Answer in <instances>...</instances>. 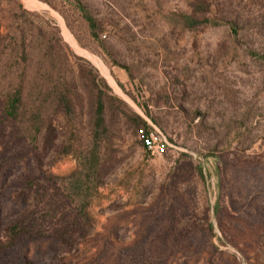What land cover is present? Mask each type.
<instances>
[{
  "label": "rangeland",
  "instance_id": "1",
  "mask_svg": "<svg viewBox=\"0 0 264 264\" xmlns=\"http://www.w3.org/2000/svg\"><path fill=\"white\" fill-rule=\"evenodd\" d=\"M193 1L20 0L35 38L31 62L22 65L9 37L0 41V264H15V254L27 264H115L111 259H122L121 253L130 264L141 261V238L165 236L210 247L191 261L189 250H175L167 259L160 254L167 250L152 243L145 251L159 254L143 260L264 264V0L226 3L209 16L220 17V24L191 28L184 18ZM80 5L102 22L100 42L109 55L93 39ZM11 6H0V21L3 34L13 37V21L6 20ZM63 26L74 44L66 41ZM55 27L73 55L69 77L79 88L78 118H56L49 100L47 125L58 119L62 151L72 152L40 161L24 137L25 125L6 117L3 101L13 82L26 76L27 65L34 88L69 56L46 48ZM40 31L46 40L38 38ZM92 68L113 100L100 145L105 185L89 199L91 225L84 226L72 214L71 183L86 174L92 150ZM122 110L151 119L169 142L167 152L148 153ZM246 211L257 213L251 225L241 222ZM23 230L32 236L58 231L69 236L68 244L11 258L13 234ZM104 242L118 253L106 256Z\"/></svg>",
  "mask_w": 264,
  "mask_h": 264
},
{
  "label": "trees",
  "instance_id": "2",
  "mask_svg": "<svg viewBox=\"0 0 264 264\" xmlns=\"http://www.w3.org/2000/svg\"><path fill=\"white\" fill-rule=\"evenodd\" d=\"M234 0H220L219 3L217 0H194L191 8V14H189L184 19V23L191 27L197 28L201 25L206 26L207 22L210 24L213 22H221L220 17L216 16L213 19L209 17L220 9L223 10L224 4L226 3H234ZM216 2V3H215ZM48 3V1H46ZM50 5V2L48 3ZM13 5V13L10 15L11 11L7 12V22L13 21V37L10 35V32L7 34H3L1 21H0V41L3 39L9 40L13 44V51L17 52V60L22 64L31 62V50L30 46L33 42L35 36L33 35V26L26 25V19L29 13L24 9L20 0H0V6ZM12 7V6H11ZM80 9L84 13V16L91 28V35L93 39L99 42L101 48L107 52L109 55L110 52L107 46L104 45L103 42H100V33L103 31L102 22L94 18L87 8L80 5ZM3 12V11H2ZM198 16L202 17L200 19ZM9 19V20H8ZM233 21H226V24L230 25ZM11 24V23H10ZM17 25L15 28L14 25ZM9 26L8 28H11ZM56 37L47 40V44L49 47H46L47 50H56L57 47L60 51H66L69 53V56L66 55L65 61H60L56 66V74H50L53 70H49L45 72L44 75L40 77V79L35 83V87L32 88L29 69L30 67L27 65V68H24V76L21 79H18L17 82H13V87L6 92L4 101H3V111L7 118L12 119L15 123L19 125H25L26 132L24 137L30 142L33 146L37 154V158L40 161H45L48 156H59L61 154H71V150L63 153L62 149L65 147L61 146L59 143V130L54 123L52 122L50 125H47L46 111L48 107L49 100L54 106V114L56 118H63L68 121L74 122L77 120V109L79 108V96H78V86L74 78L69 77V75L73 72V69H70V56L73 57L69 47L64 43L63 39L59 35V30L56 29ZM36 35V34H35ZM42 40H46V37L42 31H40V35L38 38ZM55 44V45H54ZM112 58V57H111ZM115 62V61H114ZM119 64V63H117ZM89 65V64H88ZM46 71V70H45ZM71 71V72H70ZM96 74L93 78H88V82H90L89 88L92 92L95 93V96L92 101V129H91V139H92V150L88 153V164H86L85 170L86 174L79 177H73L71 183V191L75 195V199H73V217L76 216L79 221L82 222V225L87 226L91 225V219L89 216V199L93 198V194H98L99 189L105 185L103 182V174H102V164H101V151L100 145L103 142V137L105 134L109 132L107 128V115L108 110L112 107V97L104 94L99 84H103L105 86V81L102 80L97 73V71L92 68L91 70ZM96 72V73H95ZM87 78V77H86ZM123 104V103H122ZM119 113L124 118L126 124L130 126V129L136 130V135L138 134V130L141 128H147L148 122L145 118L140 117L132 111L122 110ZM150 121L155 124L151 119ZM75 131V130H74ZM141 142V141H140ZM142 147H144L141 142ZM25 188V187H24ZM25 194V189L21 193V195ZM74 195H70L73 198ZM245 219L241 220L243 223H251L252 218L257 216V213L245 212ZM148 218H151L149 216ZM248 220V221H247ZM18 223L17 221H14ZM21 225V223H20ZM251 225V224H248ZM73 228H76L72 225ZM67 231V225H66ZM153 229H143V232H155ZM141 234H144V233ZM13 234V251L11 252V258L15 253H30L34 250L36 253H42L45 249L54 250L59 245L66 246L68 244L67 240L69 239L68 235H62L60 232H40L35 235L27 234L28 231H16ZM24 236V237H23ZM26 236V237H25ZM107 245L106 256L115 255L113 253H118L116 249L112 246L111 243L104 242ZM155 244L157 249H166V253H160L165 258H170V255L175 250L182 251L183 249L189 250L187 252V259L194 260L196 257V253L200 250L206 249L210 247L208 242L201 241H189L185 239H179L177 241L176 238L165 236L158 237L157 240H148L143 239L137 242V247H140L141 253V261L135 258L130 264H152L154 261L150 259L143 260V255H148L147 257H151L152 254L155 255L159 253H148L145 251L147 246L151 244ZM104 253V252H103ZM128 254V253H127ZM125 253H121L122 259H117L119 255H115L114 258L111 259L113 263H119L120 260H124V264H127ZM21 254H15L13 259H16L15 264H27L29 263V259L26 257L23 258V262L21 263L20 258ZM153 257V258H154ZM214 258V257H213ZM7 264V261L4 263ZM234 264H238L234 260Z\"/></svg>",
  "mask_w": 264,
  "mask_h": 264
},
{
  "label": "built area",
  "instance_id": "3",
  "mask_svg": "<svg viewBox=\"0 0 264 264\" xmlns=\"http://www.w3.org/2000/svg\"><path fill=\"white\" fill-rule=\"evenodd\" d=\"M146 120L148 127L139 129L138 137L148 153L162 156L167 152L169 142L165 135L150 120Z\"/></svg>",
  "mask_w": 264,
  "mask_h": 264
},
{
  "label": "bare ground",
  "instance_id": "4",
  "mask_svg": "<svg viewBox=\"0 0 264 264\" xmlns=\"http://www.w3.org/2000/svg\"><path fill=\"white\" fill-rule=\"evenodd\" d=\"M30 5L32 6L33 5V7H40V8H43L41 5H39V6H36V3L35 2H30ZM38 5V4H37ZM39 8V9H40ZM64 27V31H63V35H64V37H65V39H66V41L67 42H69L70 44H74V40L72 39V37H71V35H70V33H69V31H68V29L66 28V26H63ZM76 47V46H75ZM97 65H99L98 63H96ZM99 67H100V65H99ZM102 72L104 73V70H102Z\"/></svg>",
  "mask_w": 264,
  "mask_h": 264
}]
</instances>
